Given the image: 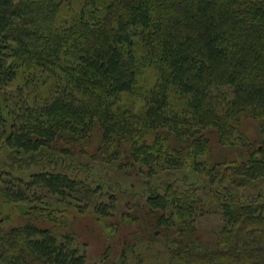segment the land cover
Here are the masks:
<instances>
[{
	"label": "trees",
	"instance_id": "obj_1",
	"mask_svg": "<svg viewBox=\"0 0 264 264\" xmlns=\"http://www.w3.org/2000/svg\"><path fill=\"white\" fill-rule=\"evenodd\" d=\"M0 97L9 155L90 160L0 167V264H87L62 206L137 225L122 261L264 264V0H0Z\"/></svg>",
	"mask_w": 264,
	"mask_h": 264
},
{
	"label": "rangeland",
	"instance_id": "obj_2",
	"mask_svg": "<svg viewBox=\"0 0 264 264\" xmlns=\"http://www.w3.org/2000/svg\"><path fill=\"white\" fill-rule=\"evenodd\" d=\"M146 77L148 80L150 79L149 72H147ZM151 81L152 78L147 85ZM250 132L252 133L251 130ZM222 150L216 147L215 153L228 152V150ZM84 162H89L90 164V160L87 157L80 155L77 158L72 157L68 161L47 156L37 157L36 159L21 158L15 154L9 155L7 148L0 141V167L12 169L21 175H27L31 171L40 168L66 169L69 166L72 173L87 177L89 176V171L86 170V163ZM19 207H21L20 204H2L0 202V217L5 218L7 216L10 219L5 221L4 225H18L24 221L25 218ZM52 215L55 217L51 218L52 220L50 221L44 222V225L52 227L56 234H72L75 243L81 250L86 251L87 264H155L159 261L158 250L161 248L160 245L154 249L150 246L144 248L138 254V249L143 246L138 238H136L138 243V245H135L136 251L134 253L128 251L126 259L124 261L121 260L123 243L130 241L134 234H130V232L141 230L135 224H122V227L115 231L109 225L116 223V219L98 220L92 213L80 214L73 207L67 206H62L59 211H54ZM198 220L200 231L207 234L218 230L221 225V220L217 215H208ZM137 236L141 235L138 234Z\"/></svg>",
	"mask_w": 264,
	"mask_h": 264
}]
</instances>
